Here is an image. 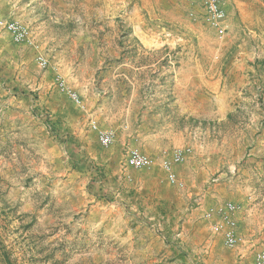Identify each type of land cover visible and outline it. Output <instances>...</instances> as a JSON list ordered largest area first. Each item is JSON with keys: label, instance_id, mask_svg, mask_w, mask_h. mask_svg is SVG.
I'll list each match as a JSON object with an SVG mask.
<instances>
[{"label": "rangeland", "instance_id": "374dc122", "mask_svg": "<svg viewBox=\"0 0 264 264\" xmlns=\"http://www.w3.org/2000/svg\"><path fill=\"white\" fill-rule=\"evenodd\" d=\"M222 1L0 0V264H264V7Z\"/></svg>", "mask_w": 264, "mask_h": 264}, {"label": "built area", "instance_id": "2783aa9c", "mask_svg": "<svg viewBox=\"0 0 264 264\" xmlns=\"http://www.w3.org/2000/svg\"><path fill=\"white\" fill-rule=\"evenodd\" d=\"M199 3L201 4L203 10H204V15L206 17V20L211 23L212 25L219 27L221 24H223V21L225 19V12L222 8L221 5V0H198ZM4 26L7 30H9L14 39L16 41H21V40H29L30 34L26 26H23L19 24L16 21H8L4 22ZM37 60L41 66L46 65V59L43 58V56L39 55L37 56ZM91 127L93 129H98L95 121H92ZM98 138L99 141L102 145L106 146L112 141V135L108 131H103L99 130L98 131ZM182 158L181 151H176L173 156V161L177 162ZM126 162L127 164L140 168L144 166H149L152 163V160L149 156L146 154L142 153L136 148L129 149L127 152L126 156ZM164 168L168 170V180L172 183L176 182V178L174 174L169 172L170 166L168 162L164 163ZM178 185H181L179 183ZM233 208V206H229L228 210L230 211ZM210 215V214H208ZM213 230L221 233L225 243L228 246H233L236 242L235 238V221L230 214H224L221 216V219L214 223L213 225ZM262 259L261 255H258V260Z\"/></svg>", "mask_w": 264, "mask_h": 264}, {"label": "crops", "instance_id": "0c3cea01", "mask_svg": "<svg viewBox=\"0 0 264 264\" xmlns=\"http://www.w3.org/2000/svg\"><path fill=\"white\" fill-rule=\"evenodd\" d=\"M258 3L259 6L264 7V0H223L222 3L226 8H234V7H241L242 5L245 4H256Z\"/></svg>", "mask_w": 264, "mask_h": 264}]
</instances>
